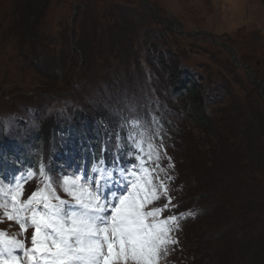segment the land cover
<instances>
[{
    "label": "rangeland",
    "instance_id": "obj_1",
    "mask_svg": "<svg viewBox=\"0 0 264 264\" xmlns=\"http://www.w3.org/2000/svg\"><path fill=\"white\" fill-rule=\"evenodd\" d=\"M147 2L202 34L138 0H0V182L24 176L27 197L43 166L90 184L98 164L136 165L145 133L162 145L147 167L171 178L164 216L184 214L159 264H264V0Z\"/></svg>",
    "mask_w": 264,
    "mask_h": 264
},
{
    "label": "snow or ice",
    "instance_id": "obj_2",
    "mask_svg": "<svg viewBox=\"0 0 264 264\" xmlns=\"http://www.w3.org/2000/svg\"><path fill=\"white\" fill-rule=\"evenodd\" d=\"M144 135L132 137L136 165L110 171L98 164L90 184L79 175L54 180L43 166L26 174L42 178V186L27 197L24 176L8 185L0 182V222H13L20 230L9 236L0 229V264H159L178 243L174 233L184 214L164 216L174 207L166 182L171 178L147 167L159 168L162 145ZM162 198L163 205L146 210Z\"/></svg>",
    "mask_w": 264,
    "mask_h": 264
},
{
    "label": "water",
    "instance_id": "obj_3",
    "mask_svg": "<svg viewBox=\"0 0 264 264\" xmlns=\"http://www.w3.org/2000/svg\"><path fill=\"white\" fill-rule=\"evenodd\" d=\"M139 1V3H142L144 6H142V9L144 10V11H146L151 17H153V19H155V20H160L159 19V14H158V12L155 10V9H153L150 5H149V3L147 2V0H138ZM165 21H166V23H167V19H164ZM175 32H177L179 35H181V36H184V37H195V36H199V35H201L202 33H194V32H191V33H185V32H182V30H181V27L179 28V30H177V31H175ZM204 34H206V33H204ZM212 40H213V38L211 37V35L210 34H207ZM216 45L217 46H219L220 48H223V49H225L230 55H231V57H232V60L233 61H236V55H235V52L230 48V47H228V46H226V45H224V44H220V43H216ZM245 67V66H244ZM247 68V67H246ZM248 69V68H247ZM248 73H250V72H248Z\"/></svg>",
    "mask_w": 264,
    "mask_h": 264
},
{
    "label": "flooded vegetation",
    "instance_id": "obj_4",
    "mask_svg": "<svg viewBox=\"0 0 264 264\" xmlns=\"http://www.w3.org/2000/svg\"><path fill=\"white\" fill-rule=\"evenodd\" d=\"M152 7V6H151ZM153 8V7H152ZM153 9H155V8H153ZM156 10V9H155ZM157 11V10H156ZM158 12V11H157ZM158 14H159V24H160V26H162L163 27V25L164 26H166V27H178V28H180V25L177 23V22H175L173 19H172V17L171 16H168V17H162V16H160V13L158 12ZM164 19H167L168 21H167V23H166V21L164 20ZM179 30V29H178ZM182 30V29H181ZM197 33H199V32H197ZM226 43V42H225ZM225 43H220V44H224V45H226V46H228V47H230V45H228V43L227 44H225ZM231 48V47H230ZM260 82V81H259Z\"/></svg>",
    "mask_w": 264,
    "mask_h": 264
},
{
    "label": "trees",
    "instance_id": "obj_5",
    "mask_svg": "<svg viewBox=\"0 0 264 264\" xmlns=\"http://www.w3.org/2000/svg\"><path fill=\"white\" fill-rule=\"evenodd\" d=\"M187 93L193 95L195 92L191 91V89H187ZM198 112L201 113L200 110H199ZM198 112H197V113H198ZM203 120H204V119H202V121H203ZM49 128H50V127H48V129H47L48 131H49ZM48 131H44V130H43V134H44V133H47ZM41 137L44 138V136H41ZM192 259H193V258H192Z\"/></svg>",
    "mask_w": 264,
    "mask_h": 264
}]
</instances>
